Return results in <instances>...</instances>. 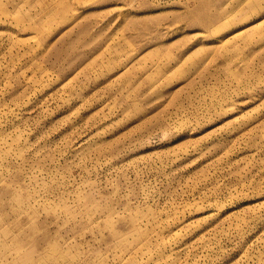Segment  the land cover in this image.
<instances>
[{
  "label": "rangeland",
  "instance_id": "1",
  "mask_svg": "<svg viewBox=\"0 0 264 264\" xmlns=\"http://www.w3.org/2000/svg\"><path fill=\"white\" fill-rule=\"evenodd\" d=\"M0 264H264V0H0Z\"/></svg>",
  "mask_w": 264,
  "mask_h": 264
}]
</instances>
